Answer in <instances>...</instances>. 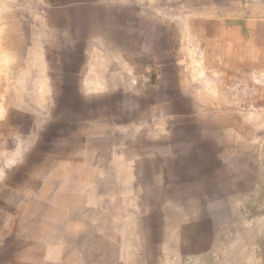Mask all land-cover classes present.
I'll use <instances>...</instances> for the list:
<instances>
[{
  "label": "rangeland",
  "instance_id": "rangeland-1",
  "mask_svg": "<svg viewBox=\"0 0 264 264\" xmlns=\"http://www.w3.org/2000/svg\"><path fill=\"white\" fill-rule=\"evenodd\" d=\"M0 264H264V0H0Z\"/></svg>",
  "mask_w": 264,
  "mask_h": 264
}]
</instances>
